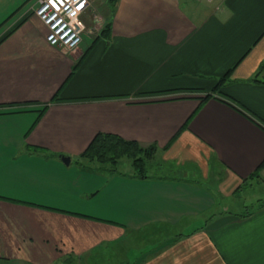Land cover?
Wrapping results in <instances>:
<instances>
[{"label": "crops", "instance_id": "crops-1", "mask_svg": "<svg viewBox=\"0 0 264 264\" xmlns=\"http://www.w3.org/2000/svg\"><path fill=\"white\" fill-rule=\"evenodd\" d=\"M18 4L0 0V264H264V204L214 210L171 171L264 184V0H117L67 51L9 27ZM98 132L154 145L144 176L88 168Z\"/></svg>", "mask_w": 264, "mask_h": 264}, {"label": "rangeland", "instance_id": "rangeland-1", "mask_svg": "<svg viewBox=\"0 0 264 264\" xmlns=\"http://www.w3.org/2000/svg\"><path fill=\"white\" fill-rule=\"evenodd\" d=\"M17 3L20 4H18L16 8L13 10L11 20L8 23L9 27H13L17 23L20 24L27 18H32V21L35 23L37 28L43 32L41 23L34 12L35 6L37 4L36 0H17ZM90 7L91 9L89 11V15L86 20L87 25L90 27V31L84 34L88 35L89 37L106 35L108 32H101L102 27L104 28L106 23L109 21L110 12L106 0H90ZM158 159L159 156H156L157 161ZM85 164L87 165L88 168L90 169L94 168V170L100 168L102 169V171H109L111 169H114V171L117 170L122 172L134 171V168L131 164V160L127 156L121 157L116 167H112L110 163H97L96 161L95 162L86 161ZM186 166L189 167V164L183 165V167L179 166L178 168L175 169L172 168L171 171H187L186 172L187 177L193 178L202 187L212 191V194H214L213 195L214 210L219 209L220 205L223 203L225 208L228 207V209L232 211L238 209H241L243 211L253 210L254 208H256L257 205L264 204V184H260L259 181L254 180L255 178L254 176L250 177V179H248L247 182H244L243 185L240 186V188H242L241 191L224 196L222 193H219L215 190L217 184H215L214 182L215 180L214 175H209V177L204 178V176L201 175L198 176V174H195L196 172L194 174L193 173L189 174L188 171H191L189 170L190 167L188 169L185 168ZM69 167L77 169L76 168L77 166L74 161L70 164ZM168 168H170V166ZM147 171L151 173V171H165V170L158 169L150 165V167L147 168ZM82 173L83 172L79 174ZM73 175H74V171H72L71 177L72 178L76 177ZM243 200L245 201V205H242L241 203V201ZM212 211L213 210L209 209L207 214L211 213ZM207 214L205 215V217L208 216ZM201 219H203V217H201ZM196 224L199 223H193L190 226L193 227Z\"/></svg>", "mask_w": 264, "mask_h": 264}, {"label": "built area", "instance_id": "built-area-1", "mask_svg": "<svg viewBox=\"0 0 264 264\" xmlns=\"http://www.w3.org/2000/svg\"><path fill=\"white\" fill-rule=\"evenodd\" d=\"M34 12L50 45L72 50L90 31L87 25L90 0H36Z\"/></svg>", "mask_w": 264, "mask_h": 264}, {"label": "trees", "instance_id": "trees-1", "mask_svg": "<svg viewBox=\"0 0 264 264\" xmlns=\"http://www.w3.org/2000/svg\"><path fill=\"white\" fill-rule=\"evenodd\" d=\"M116 1L117 0H106L110 14L113 11ZM109 26L110 21L106 23L104 28L102 27L101 32H108ZM3 37L4 36L1 38ZM229 72L230 71H227L223 76L218 78L217 85L212 89V92L218 90L219 85L223 82ZM211 96V92H205L200 97V100L203 101ZM154 148V145L144 147L134 140L124 139L117 134L98 132L88 143L82 154L91 161L95 160L101 163H110L113 166L116 165L120 157L127 156L131 160V164L135 168L136 173L139 176H144L147 159L153 153ZM255 175H257V171H254L250 177Z\"/></svg>", "mask_w": 264, "mask_h": 264}, {"label": "water", "instance_id": "water-1", "mask_svg": "<svg viewBox=\"0 0 264 264\" xmlns=\"http://www.w3.org/2000/svg\"><path fill=\"white\" fill-rule=\"evenodd\" d=\"M61 159H62V161L64 163H68V161H69L70 158L68 156H66V155H61Z\"/></svg>", "mask_w": 264, "mask_h": 264}]
</instances>
